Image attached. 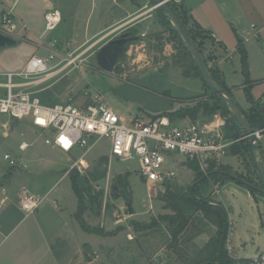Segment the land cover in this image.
I'll list each match as a JSON object with an SVG mask.
<instances>
[{
	"label": "rangeland",
	"instance_id": "obj_1",
	"mask_svg": "<svg viewBox=\"0 0 264 264\" xmlns=\"http://www.w3.org/2000/svg\"><path fill=\"white\" fill-rule=\"evenodd\" d=\"M51 1L66 9L80 3L81 15H87L91 10V28L95 26V19L102 9L99 2L95 7L91 0ZM235 1L237 7L242 9L241 0ZM261 1L256 0L260 11L264 10V3ZM115 13L110 12L102 17V22L110 20ZM155 13L154 19L158 23L156 32H145V37L139 36L140 39L132 42L111 73L99 69L95 58L97 51L110 40V36L103 39L93 38L77 45L76 52L63 45L64 55L82 54L79 68L72 71L68 68L50 80L33 86L32 89L37 92L36 95L42 102L50 105L63 104L70 98L76 105L86 103L90 99H100L107 103L125 124L130 123L131 117L149 120L163 115L167 117L180 110L185 103L179 98L187 94L183 90L194 87L193 82L186 80L187 77L183 73L189 72L191 76L195 74L189 61L180 52L174 34L169 26L165 25L166 21L160 17L157 10ZM250 23L257 22L253 19L246 22V25ZM19 29L20 27L18 32H21ZM121 29L114 34L119 33ZM59 30L60 28L49 32L45 39L48 40V37H52ZM68 30L71 31L70 28ZM80 31H83V27L79 24L74 34ZM132 31L138 33L137 30ZM193 31L198 33L196 34L198 43L206 42L207 38L202 36V33L199 34L197 28ZM72 39L82 41L83 37L80 35L78 39ZM226 40L223 45L226 46L227 52L224 50L221 52L225 57L222 62V66L226 69L225 75L230 77V84L245 83L246 79L243 75L242 81L238 72L230 73L232 63L237 69L238 60L235 56L230 60L228 56V53L234 51L235 40L233 38ZM262 40L264 43V36ZM15 41V45L11 47L0 48V59L6 71H19L33 54L46 56L48 53L46 43L39 40H36L35 44H29L25 38ZM72 44L76 45L75 42ZM246 48L251 77L248 76L249 83L245 91L237 90L232 95L243 110L247 103V94L256 102L264 89V47L256 39L250 41ZM60 59L61 55L58 52L54 63ZM175 68L183 75H180ZM206 91V95H210V98L198 96L193 101L194 105L198 102L210 104L214 102L215 95L209 90ZM216 114L227 118L225 125L227 120H230L220 112ZM176 118L174 117L173 120H177ZM210 118L211 116L205 113H199L194 120L190 119L188 122H204ZM175 120L173 124L180 125ZM49 137H51L50 132L34 128L29 118L17 120L0 115V187L5 186L11 178L13 186L24 185L41 196L51 188L39 209L27 218H23L22 212L14 206L16 200L13 195L1 206L0 224H3V228L0 231V256L10 258L7 264H181V258L170 248L168 224L159 220L163 215L173 214L170 209L164 208L165 187L154 184L148 188L141 177L137 162L110 158L109 141L100 140L86 155L87 166L79 174L86 176L96 168L106 170L104 179L91 182L94 191L102 195L101 210L98 215L86 210L83 219L90 228L113 233L103 236L85 232L74 217L77 197L72 190L68 171L62 172L78 160L83 150L75 148L69 153L61 154L44 143ZM262 138L259 143L261 147L264 146V135ZM22 142L27 144L28 148L25 151L19 150ZM231 153V150L226 151V155ZM238 153L241 164L237 170L230 167L231 173L258 183L246 152L241 150ZM6 154L14 161V165L10 166L8 161L3 159ZM166 157L168 167H174L175 159L180 163L185 162V158L174 153L166 154ZM102 158H105L107 163L102 162ZM50 166L56 167H51L49 171ZM175 171L177 172L175 179H178L179 167H176ZM119 179L124 181L123 187L121 186L123 182L119 183ZM180 180V184L172 181L173 183L170 182L166 187L171 192L179 190L185 192L194 181L185 177ZM217 181L219 180L209 182L206 189L202 188L204 189L202 193L209 194L207 196L210 205L221 204L223 208L230 209L228 216L229 210L224 208L227 214L231 250L238 257H251L264 249V200L262 199L264 196L256 193L254 194L256 198L252 197L253 201H251L247 194L242 191L238 193L232 187L222 192L223 184ZM114 183L120 184V186L116 185L119 191L118 197L112 195ZM214 187L219 194L212 198ZM127 199L130 200L133 214L128 213ZM93 209L95 211V207ZM6 214L9 216L7 217ZM3 216H6L5 221ZM194 219L200 220L201 223ZM152 220L157 222L153 227L143 228ZM198 230H201V234L199 233L189 242L188 237H192L195 233L197 235ZM214 231L215 227L205 221L202 214L194 213L186 234L180 237L178 247L190 255L192 245L203 248Z\"/></svg>",
	"mask_w": 264,
	"mask_h": 264
},
{
	"label": "built area",
	"instance_id": "obj_2",
	"mask_svg": "<svg viewBox=\"0 0 264 264\" xmlns=\"http://www.w3.org/2000/svg\"><path fill=\"white\" fill-rule=\"evenodd\" d=\"M60 22L61 14L58 10L48 11L43 16V31L38 40L46 43V56L33 54L21 70L0 73V115L17 120L31 119L34 128L50 132L51 137L46 138L44 143L51 148L64 153L75 148L82 149V155L70 168L76 169L80 174L87 166L86 155L100 140L107 139L110 158L136 161L148 188L154 184L166 187L176 178L175 168L181 163L175 159L174 167H168L166 154H177L185 158L187 164L194 162L203 173L210 162L218 163L219 158L226 155L234 141L225 137L223 127L226 119L220 114H214L204 122L180 125L171 123L167 117L144 120L135 116L131 117L129 124H125L100 99H90L80 105H76L71 98L63 104L50 105L42 102L36 95L37 92L32 89L33 86L50 80L68 68L72 71L81 65V53L62 54L61 59L54 63L59 52L58 44L51 40L47 42L45 37ZM0 33L14 40L18 39V26L10 10L0 13ZM140 37H145V33L140 34ZM257 110L264 117V94ZM254 130L255 141L259 143L264 135V125ZM243 138L246 139L245 136ZM26 148L25 144L19 146L21 151ZM3 159L10 166L15 164L7 154ZM1 193L4 194V189H1ZM218 194L219 191L214 187L211 197ZM43 199L44 197L31 193L25 187H20L17 203L23 218L34 214ZM224 247L228 257L243 260L241 264H264V249L251 257L236 256L231 250L229 231Z\"/></svg>",
	"mask_w": 264,
	"mask_h": 264
},
{
	"label": "crops",
	"instance_id": "obj_3",
	"mask_svg": "<svg viewBox=\"0 0 264 264\" xmlns=\"http://www.w3.org/2000/svg\"><path fill=\"white\" fill-rule=\"evenodd\" d=\"M92 5L97 6L99 2L101 4V11L97 15L95 19V26L91 28L90 21H91V10L86 15H81L80 8L81 4H77L73 7H69V9L64 8L61 5L56 4V2L51 0H0V13L3 11L10 10L14 15V19L18 27H20L17 33L18 39H24L29 44H35L39 39L43 31V16L46 12L52 10H58L61 14V22L55 30H59L58 33L53 34L52 37H48V40L55 41L58 44V49L60 55L64 53L63 45L67 49L70 48L71 51L76 52L78 50V46L89 39H103L110 36V40L113 39L116 35L122 33L123 31H132L137 30L138 33L135 31L136 35L139 37L140 33H149V32H156L158 27L157 21L155 18L156 9L153 8L151 0H91ZM235 0H171L168 1V4L173 5L175 7V13L182 16L187 21V27L190 29H194L197 27L198 32L202 33L205 38H207L206 42L201 43V54L202 57L205 59V62L209 68H211L217 75L220 81L223 82L225 87L229 90L230 95L232 96L234 91L246 90V85L244 82L240 84H230V77L225 75L224 67L222 66V62L225 60V57L221 55V52L224 50L227 52L226 46L223 45L226 39L233 38L235 40V47L234 51L228 53L229 59L233 60V56L237 58L238 67L235 69L232 63V68L230 69V73H239V78L243 81V74L241 72V63H240V54L238 53L237 41L241 44L243 50L246 53L247 57V70L248 76L250 75L249 64H248V54H247V45L250 41L256 40L259 43H262L264 47V43L262 37L264 36V10H259V5L257 4L256 0H241L240 2L243 3L242 9L237 7V3L235 4ZM261 2L264 3V0ZM110 12H116L110 20H105L102 22V17H105ZM227 15V16H225ZM255 20L257 23H250L246 25V22L250 20ZM83 27V31L80 33L74 34L78 25ZM71 31H67L68 28ZM252 26L254 28H252ZM67 28V29H66ZM122 28V29H121ZM118 29H121L119 33L114 34ZM83 37L82 41H74L72 38L78 39L79 37ZM112 35V36H111ZM225 35V36H224ZM226 37V38H224ZM47 40V42H48ZM72 41V42H71ZM108 41V40H107ZM75 42L76 45L72 43ZM73 46V47H72ZM77 46V47H76ZM69 47V48H68ZM76 47V48H75ZM235 53V54H234ZM238 54V56L236 55ZM3 61L0 59V73H8V72H16L14 70L6 71L4 70ZM236 62V66H237ZM178 70L177 68H175ZM179 74L183 75L180 70ZM186 77V76H185ZM189 82H193L194 87L187 88L185 91L184 97H180L179 100H184L185 106L184 107H192L194 105L193 101L198 96H204L205 98H210V95H206L208 89L205 88L200 78L194 76H189L186 78ZM251 83V82H250ZM264 94V89L262 90L261 95L258 97V100L254 102L249 94H247L246 99L247 103L245 106V110L240 109L245 113H250L251 111L256 110L260 99ZM233 97V96H232ZM234 100V98H233ZM235 101V100H234ZM46 103V102H45ZM236 103V102H235ZM193 104V105H192ZM237 104V103H236ZM183 107V108H184ZM176 123L183 124L187 123L190 118H176ZM227 119V118H226ZM173 120V121H174ZM173 121H170L173 123ZM226 127H223V131L225 134ZM226 137V136H225ZM228 139V138H227ZM243 136H241L238 140L234 141V143H238L240 140H243ZM263 139V138H262ZM261 139V141H262ZM260 141V142H261ZM259 142V143H260ZM258 143V155L261 159L262 163L264 164V146L261 147ZM25 144L26 143H21ZM20 144V145H21ZM28 148V147H27ZM26 148V149H27ZM25 149V150H26ZM20 150V149H19ZM23 150V151H25ZM52 150H57L61 154H66L58 149L52 148ZM21 151V150H20ZM233 159V160H230ZM240 154L238 152L231 153L229 155H225L224 157L219 158V162L222 165L229 166L234 170L239 168V163L241 160ZM73 165V164H72ZM72 165L69 168H65L62 172L66 173L70 170ZM58 166V165H57ZM25 167V166H24ZM55 168L56 166L48 167ZM180 172L178 173V179H174L173 182H177L180 184L183 177L195 179V172L191 170L186 162H182L179 166ZM50 171V170H49ZM11 178L9 179L8 183L0 187V212L1 206L6 203V201L10 200L11 195L15 197L16 203H14L15 207L19 209L17 203V192L20 187H25L31 193L45 197L51 190V188L44 194L40 195L38 192L32 191L29 187L27 188L24 185L18 184L16 187L11 184ZM172 182V183H173ZM213 182L211 180L208 181ZM221 182V181H217ZM222 192L226 190L228 187H232L236 192H243L247 194L248 198L252 199V195L243 187L237 185L232 181L221 182ZM211 184V183H210ZM15 187V188H14ZM1 189H4V194L1 193ZM221 192V193H222ZM206 197L209 194L203 195ZM5 198V200L3 199ZM256 198V197H255ZM264 200V197H262ZM221 202H223L222 197H220ZM42 201V203H43ZM41 203V204H42ZM41 206V205H40ZM226 210L230 209L224 207ZM40 212V211H39ZM38 214V213H37ZM7 215V214H6ZM9 215H7L8 217ZM3 220H6V216H3ZM2 223V222H1ZM63 224V223H61ZM3 228V224H0V231ZM10 261L8 256L1 255L0 256V263L7 264ZM10 264V263H9Z\"/></svg>",
	"mask_w": 264,
	"mask_h": 264
},
{
	"label": "trees",
	"instance_id": "obj_4",
	"mask_svg": "<svg viewBox=\"0 0 264 264\" xmlns=\"http://www.w3.org/2000/svg\"><path fill=\"white\" fill-rule=\"evenodd\" d=\"M151 3L152 5H154L152 1ZM168 5L175 13L176 11L175 7L170 4ZM156 10L157 13L160 15V17L166 21L165 25L167 27L169 26L171 32L174 34V38L176 39V42L179 45L178 48L180 49V52L183 54L184 58H186L189 61L190 65L193 68V72L195 76L200 78L205 88L209 90L207 85L203 82L199 74V71L197 70V67L192 62V59L188 54V52L186 51L183 42L180 40L179 36L175 32L168 18L165 17L159 9ZM175 14L179 18L183 27L186 29L189 37L194 42L197 49L201 53V44L196 41V34L198 33L194 32L193 29L187 27V21L182 16H180L177 13ZM131 32L132 35L134 36L136 35L134 31ZM237 44H238L237 50L238 53L240 54L241 72L246 79L245 84H248L249 79H248L246 53L243 50L241 44H239V41H237ZM209 69L215 82L229 93V90L225 87L223 82L219 80L216 73L211 68ZM183 74L186 77L191 76L189 72H184ZM214 97L215 100L212 104L207 102H198L192 107L181 108L180 110L176 111L173 114L168 115L167 117L169 118L170 121H172L174 117H179V118L188 117L191 120H194L199 113H205V115L207 116H212L216 114V112H220L221 114L226 115L228 119H230L227 120L225 125L226 138L231 139L233 141L238 140L241 136L245 135L243 129L236 122L232 113L222 104V102L216 97V95ZM244 115L246 116L247 120L249 121L253 129H258L264 125V117L260 112H258L257 108L256 110L251 111L250 113H244ZM164 116L165 115L160 117H164ZM229 150H231L232 153L244 150L248 156L247 139L240 140L236 144L234 143ZM101 161L107 163L105 158H102ZM188 166L191 170L195 172V179L187 191L183 192L179 190V191L171 192L169 191V188L165 187L166 188L164 193L165 200L163 199L165 202L164 208L170 209L173 212V214L163 215L159 217V220L165 221L168 224L170 231L169 234L170 246H171L170 248H172V250H174L177 256L181 258V264H241L243 260L240 259L233 260L229 258L226 253L227 251L225 250L224 247L227 231H228L227 214L224 208L221 206V204L210 205V201L208 197L209 195L203 197L201 193L204 189H206V186H208L209 180L211 181L219 180L221 182L232 181L237 185L245 188L254 198L255 197L254 194L256 193H259L262 196H264V194L259 191V189L261 188L260 183L259 182L253 183L252 181L245 179L239 175L237 176L235 174H232L229 166L216 164L215 162L209 163L205 173L201 172L198 166L194 162L188 163ZM67 175L70 177L72 190L77 197V210L74 214V217L78 222V224L80 225L81 229L84 230L85 232L96 233L97 235H103V236L111 235L113 232H104L102 229L99 228L98 229L90 228L83 219V214L86 210H89L93 213L95 212L96 215H98L99 211L101 210L102 195L94 191L91 182H97L99 180L104 179L106 176V170L105 169L99 170L98 168H96L93 171L89 172L88 175L81 176L76 169H71L70 171H68ZM241 181H244L254 186L255 188L247 186L245 183H241ZM122 182H123L122 179H119V183ZM124 185L125 184H123V186ZM202 188L204 189L202 190ZM126 202L129 203L130 200L127 199ZM93 207H95V211ZM194 213L202 214V218L208 223H210L212 226H214L215 231L212 235H210L209 240L207 241V243L204 245L203 248H197L196 246L192 245L193 246L191 251L192 253L190 255L189 254L187 255V252L184 249H180V247L178 246L180 245V237L184 235V233L186 234L188 225L191 223L192 216ZM196 221L198 223H201L200 220L198 219ZM155 223H157L156 220H152L151 223H149L148 225H144L143 228L145 229L151 228ZM196 226L197 225H195V228H197ZM200 231L198 232L197 235L195 233V235H193L192 237H188V241L190 242L191 239L198 236L199 233L201 234Z\"/></svg>",
	"mask_w": 264,
	"mask_h": 264
},
{
	"label": "water",
	"instance_id": "obj_5",
	"mask_svg": "<svg viewBox=\"0 0 264 264\" xmlns=\"http://www.w3.org/2000/svg\"><path fill=\"white\" fill-rule=\"evenodd\" d=\"M151 1L154 4L153 8L159 9L162 14L168 18L180 40L183 42L186 51L192 59V62L197 67V70L199 71L203 82L207 85L209 90L216 95V97L222 102V104L232 113L236 122L243 129L245 134L244 136L247 139L248 156L251 165L256 173L258 182L261 185V188L257 189H259V191L264 194V164L262 163L258 155L259 147L254 137L255 130L252 128L242 110L235 103L230 93H228V91L223 89L215 82L210 73L209 67L202 57V54L189 37L186 29L183 27L177 15L168 5V2L166 0ZM138 39L139 37L137 35H132V32L123 31L122 33L116 35L113 39L105 43L95 55L96 63L99 69L104 72L111 73L114 67L122 59L123 55L128 51L130 44L137 41ZM15 43L16 41L14 39L4 36L0 33V48L11 47L15 45ZM241 183H245L247 186L254 187L244 181H241ZM112 195L118 197V190L115 185H112ZM126 206L128 213L133 214L130 203H127Z\"/></svg>",
	"mask_w": 264,
	"mask_h": 264
},
{
	"label": "flooded vegetation",
	"instance_id": "obj_6",
	"mask_svg": "<svg viewBox=\"0 0 264 264\" xmlns=\"http://www.w3.org/2000/svg\"><path fill=\"white\" fill-rule=\"evenodd\" d=\"M122 184H125V183H124V181H123V183H122ZM113 185H115V186H116V185H117V186H120V184H119V183H114ZM121 186H123V185H121ZM117 190H118V189H117ZM118 195H119V191H118Z\"/></svg>",
	"mask_w": 264,
	"mask_h": 264
}]
</instances>
